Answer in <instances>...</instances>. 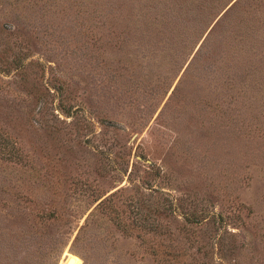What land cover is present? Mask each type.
Listing matches in <instances>:
<instances>
[{
    "label": "rangeland",
    "instance_id": "rangeland-1",
    "mask_svg": "<svg viewBox=\"0 0 264 264\" xmlns=\"http://www.w3.org/2000/svg\"><path fill=\"white\" fill-rule=\"evenodd\" d=\"M61 263L264 264V0H0V264Z\"/></svg>",
    "mask_w": 264,
    "mask_h": 264
},
{
    "label": "trees",
    "instance_id": "trees-1",
    "mask_svg": "<svg viewBox=\"0 0 264 264\" xmlns=\"http://www.w3.org/2000/svg\"><path fill=\"white\" fill-rule=\"evenodd\" d=\"M118 226H120V223H118ZM124 230V229H123Z\"/></svg>",
    "mask_w": 264,
    "mask_h": 264
},
{
    "label": "bare ground",
    "instance_id": "bare-ground-1",
    "mask_svg": "<svg viewBox=\"0 0 264 264\" xmlns=\"http://www.w3.org/2000/svg\"><path fill=\"white\" fill-rule=\"evenodd\" d=\"M61 264H65V263H61Z\"/></svg>",
    "mask_w": 264,
    "mask_h": 264
}]
</instances>
